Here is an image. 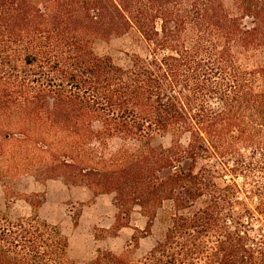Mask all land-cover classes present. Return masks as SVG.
Segmentation results:
<instances>
[{
  "label": "trees",
  "instance_id": "16d2710c",
  "mask_svg": "<svg viewBox=\"0 0 264 264\" xmlns=\"http://www.w3.org/2000/svg\"><path fill=\"white\" fill-rule=\"evenodd\" d=\"M0 140L3 169L111 195L115 232L138 208L131 248L163 220L144 258L90 264H264V0H0ZM0 264L74 263L0 213Z\"/></svg>",
  "mask_w": 264,
  "mask_h": 264
},
{
  "label": "rangeland",
  "instance_id": "374dc122",
  "mask_svg": "<svg viewBox=\"0 0 264 264\" xmlns=\"http://www.w3.org/2000/svg\"><path fill=\"white\" fill-rule=\"evenodd\" d=\"M95 51L122 64L126 61V53H138L140 50L126 36L99 43ZM153 145L168 147L170 138L156 139ZM10 151L4 152L2 159L5 160H0V213L11 221L35 214L46 223L57 226L68 240V257L74 264H90L98 251H108L117 256L126 252L134 261L140 260L162 237L165 225L160 217L150 235L140 239L136 248H131L132 236L138 235L135 230L144 231L146 224L138 208L132 211L129 221L120 217L118 226L127 222L128 227L120 226L115 232L117 210L111 195L95 199L86 188L66 185L61 179L39 181L23 170H4L2 166L8 161L6 153L10 154Z\"/></svg>",
  "mask_w": 264,
  "mask_h": 264
},
{
  "label": "crops",
  "instance_id": "0c3cea01",
  "mask_svg": "<svg viewBox=\"0 0 264 264\" xmlns=\"http://www.w3.org/2000/svg\"><path fill=\"white\" fill-rule=\"evenodd\" d=\"M92 197H93V195H92ZM95 199H97V198H95Z\"/></svg>",
  "mask_w": 264,
  "mask_h": 264
}]
</instances>
